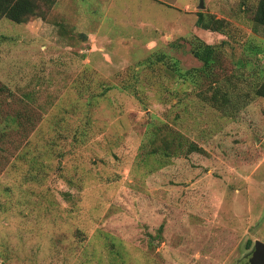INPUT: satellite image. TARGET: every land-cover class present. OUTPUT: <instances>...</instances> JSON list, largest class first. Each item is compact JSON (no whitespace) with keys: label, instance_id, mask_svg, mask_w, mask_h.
<instances>
[{"label":"rangeland","instance_id":"rangeland-1","mask_svg":"<svg viewBox=\"0 0 264 264\" xmlns=\"http://www.w3.org/2000/svg\"><path fill=\"white\" fill-rule=\"evenodd\" d=\"M200 1L58 0L0 20V264H250L264 26L259 0ZM195 36L217 61L185 83L172 69L203 65ZM218 84L236 95L224 109L201 97Z\"/></svg>","mask_w":264,"mask_h":264},{"label":"trees","instance_id":"trees-1","mask_svg":"<svg viewBox=\"0 0 264 264\" xmlns=\"http://www.w3.org/2000/svg\"><path fill=\"white\" fill-rule=\"evenodd\" d=\"M58 0H0V20L4 17L17 22V23H26L32 17H42L45 18L53 6L57 3ZM254 20L261 26H264V0H259L256 11L254 14ZM197 24L205 29H211L224 33V20L216 18L213 15L207 16L202 12L199 13V18ZM192 52L194 55L203 61V65L200 68H192L189 70L182 71V67L177 66L173 68V72L177 73V76L183 80V82L196 83L197 79L195 76L197 72H202L205 75L211 74L212 68L214 67L215 62L217 61V45L212 43H207L204 40L195 36L191 42ZM230 82L225 81V85L228 86ZM254 97L262 96L264 97V77L261 81H257V84L254 86ZM227 87L219 85L212 88V91L201 92V97L204 101L208 102L212 106H215L219 109H224L230 103L229 97L235 94L230 95ZM251 94L247 93V99H252ZM232 100V98H231ZM235 101L233 106L235 107ZM192 150H200V148L195 142L190 143ZM172 151L176 153V150H172L171 143L165 142V147H162L161 152ZM157 150H151L148 154H156ZM169 153V152H168ZM171 153V152H170ZM250 243V241H249ZM250 245V244H249Z\"/></svg>","mask_w":264,"mask_h":264},{"label":"water","instance_id":"water-1","mask_svg":"<svg viewBox=\"0 0 264 264\" xmlns=\"http://www.w3.org/2000/svg\"><path fill=\"white\" fill-rule=\"evenodd\" d=\"M200 8L205 7L204 0L200 1ZM250 264H264V242L256 240L252 256L249 259Z\"/></svg>","mask_w":264,"mask_h":264}]
</instances>
